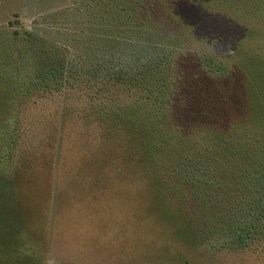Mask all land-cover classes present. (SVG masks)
<instances>
[{
	"label": "rangeland",
	"instance_id": "obj_1",
	"mask_svg": "<svg viewBox=\"0 0 264 264\" xmlns=\"http://www.w3.org/2000/svg\"><path fill=\"white\" fill-rule=\"evenodd\" d=\"M42 42L80 84L33 99ZM263 208L264 0H0V264H264Z\"/></svg>",
	"mask_w": 264,
	"mask_h": 264
},
{
	"label": "trees",
	"instance_id": "obj_2",
	"mask_svg": "<svg viewBox=\"0 0 264 264\" xmlns=\"http://www.w3.org/2000/svg\"><path fill=\"white\" fill-rule=\"evenodd\" d=\"M98 6V3L96 4ZM96 5H89L87 7V11L89 13L96 11ZM91 19V18H90ZM91 22V21H89ZM88 23V22H87ZM30 42V41H29ZM46 46L50 48L49 53L47 54L46 50H42V55L47 56L48 58V63H46L45 68L43 67L41 72H44L40 76V81L35 84V88H32L33 90V99H37L38 96H54L59 94H66L64 93L67 91L70 87H75L80 82H76L77 78L76 75H74L76 72L73 69V65L71 67H68L67 64H65L63 61H61V50L58 46H52V45H47L45 42H42ZM62 53V52H61ZM42 56V57H43ZM57 57V59L55 58ZM58 57H60V60H58ZM161 64V63H160ZM149 66H146V68ZM145 69V68H144ZM38 74H41L38 72ZM110 74V73H109ZM142 74V73H141ZM114 74H110L107 79H105L107 82H109V92L107 91H101L99 90V94L102 92L109 93V97H91L90 103H96V102H105V101H111L113 102L114 100H111L110 98V92L112 89L115 90H121L123 87L124 90L131 92L132 87H134V84L136 82V75H132V73H126L125 76L123 77L121 71L117 73L115 77H113ZM155 74H150V77L148 76V73L146 71V74H143V79H140L138 81V86H140L142 81H151L155 79L156 82H161L160 79L157 80V78H154ZM75 78V79H74ZM154 78V79H153ZM222 79L219 80V78H197L193 80V86L191 90L188 92H185L189 95H191L193 98V102H196L198 104V107L196 109V117L197 118H205L208 116V114H205L202 112L203 109H209L212 112L211 113H216L220 118H226L229 114V109L234 108L235 102L237 101V98L239 97H244L246 92L248 91L249 88L246 87V84L244 81L242 82H237L234 80V85H230L229 82L221 81ZM153 81V82H155ZM228 81V80H227ZM165 81L164 79L162 80V87L158 89H154L153 87H146L144 88V92L147 93V95L153 94L155 91L164 92L165 90ZM180 84H177V89L176 92L179 93L180 91ZM70 88V89H72ZM69 89V90H70ZM117 94V92H116ZM97 95V94H96ZM190 98V99H191ZM244 104L245 99H244ZM12 134V133H11ZM12 136V141L10 143H18L19 138L17 137L15 140L14 134ZM5 182L4 180H2ZM260 216L259 219L264 218V208L261 209L260 211ZM254 230L256 232H259L260 227L258 225H254ZM251 238V231L250 232H244L240 235V241H245L246 239Z\"/></svg>",
	"mask_w": 264,
	"mask_h": 264
}]
</instances>
